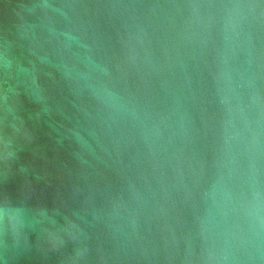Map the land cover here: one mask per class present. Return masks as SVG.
Listing matches in <instances>:
<instances>
[{"label":"water","instance_id":"water-1","mask_svg":"<svg viewBox=\"0 0 264 264\" xmlns=\"http://www.w3.org/2000/svg\"><path fill=\"white\" fill-rule=\"evenodd\" d=\"M0 264H264V0H0Z\"/></svg>","mask_w":264,"mask_h":264}]
</instances>
